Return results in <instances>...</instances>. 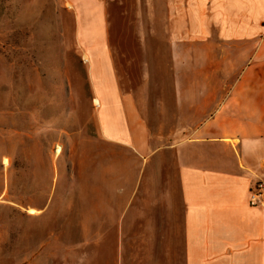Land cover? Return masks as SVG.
Segmentation results:
<instances>
[{
  "label": "crops",
  "instance_id": "crops-1",
  "mask_svg": "<svg viewBox=\"0 0 264 264\" xmlns=\"http://www.w3.org/2000/svg\"><path fill=\"white\" fill-rule=\"evenodd\" d=\"M64 1L77 33L88 18L100 27L82 56L103 144L141 158L150 179L86 188L92 223L128 219L162 228L164 242L176 228L183 264H264V207L249 205L250 187L264 180V0ZM114 13L128 24L113 26ZM123 51L162 75L147 71L123 88Z\"/></svg>",
  "mask_w": 264,
  "mask_h": 264
},
{
  "label": "rangeland",
  "instance_id": "rangeland-1",
  "mask_svg": "<svg viewBox=\"0 0 264 264\" xmlns=\"http://www.w3.org/2000/svg\"><path fill=\"white\" fill-rule=\"evenodd\" d=\"M70 6L0 0V264H183L176 228L164 242L162 228L128 219L92 223L97 212L88 207L96 201L86 208V188L115 190L127 176V185L145 187L150 179L141 158L103 144L82 56L85 39L95 41L100 27L88 18L87 33H77ZM118 17L113 26L128 24ZM122 53L129 60L120 66L123 88L136 89L148 72L162 75L161 66L139 68L132 52Z\"/></svg>",
  "mask_w": 264,
  "mask_h": 264
},
{
  "label": "built area",
  "instance_id": "built-area-1",
  "mask_svg": "<svg viewBox=\"0 0 264 264\" xmlns=\"http://www.w3.org/2000/svg\"><path fill=\"white\" fill-rule=\"evenodd\" d=\"M262 34L264 35V23ZM249 205L264 207V180H258L250 187Z\"/></svg>",
  "mask_w": 264,
  "mask_h": 264
},
{
  "label": "bare ground",
  "instance_id": "bare-ground-1",
  "mask_svg": "<svg viewBox=\"0 0 264 264\" xmlns=\"http://www.w3.org/2000/svg\"><path fill=\"white\" fill-rule=\"evenodd\" d=\"M56 150H57V151L59 150V149H58V147H57V149H56ZM29 212H33V210H31V209H30V210H29Z\"/></svg>",
  "mask_w": 264,
  "mask_h": 264
}]
</instances>
